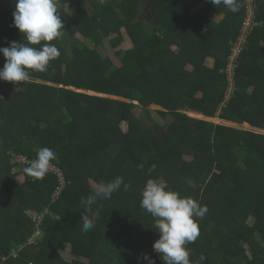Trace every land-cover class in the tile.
Segmentation results:
<instances>
[{
    "label": "trees",
    "instance_id": "1",
    "mask_svg": "<svg viewBox=\"0 0 264 264\" xmlns=\"http://www.w3.org/2000/svg\"><path fill=\"white\" fill-rule=\"evenodd\" d=\"M147 2L56 0L65 30L53 41L60 56L15 91L0 81V264H148L145 253L164 264L153 250L155 220L140 207L149 179L207 206L199 237L186 245L192 264H264V134L178 110L188 98L204 117L264 131V0H253L256 26L226 103V59L246 17L243 0L235 14L209 0ZM14 10L15 0H0V47L23 39ZM209 13L223 17L215 22ZM122 32L127 50L118 47ZM105 41L117 66L102 55ZM4 63L0 53V69ZM43 147L54 150L52 165L63 177L56 197V174L36 179L21 171L30 164L13 160L31 162ZM20 174L23 184L15 181ZM116 177L130 187L94 204L99 219L83 232L90 182ZM68 246L70 263L60 256Z\"/></svg>",
    "mask_w": 264,
    "mask_h": 264
},
{
    "label": "clouds",
    "instance_id": "2",
    "mask_svg": "<svg viewBox=\"0 0 264 264\" xmlns=\"http://www.w3.org/2000/svg\"><path fill=\"white\" fill-rule=\"evenodd\" d=\"M99 2L102 4L104 0ZM209 2L233 14L240 7L239 0ZM60 17L56 0H15L13 27L19 30L23 39L10 42L8 47H0V53L5 58L4 66L0 69V81L13 84L22 82L24 85L32 78V72L44 73L48 70L50 62L60 56L53 41H59L65 34ZM56 159L54 150L40 148L36 159L24 171L31 177L42 179ZM186 183L193 190L197 187L191 179L186 178ZM122 185L125 191L130 187L122 177L107 183L101 182L91 194L81 199L82 209L85 210L81 220L83 232L92 230L99 219L100 208L94 211L92 206L98 201L111 199L113 193L121 190ZM141 195L140 207L154 218V228L159 233V238L153 244L154 252L159 254L164 264H192L190 249L186 245L199 237L198 221L206 215L207 206H201L196 199L181 196L166 183L153 179L146 182ZM143 259L148 264H155L146 253Z\"/></svg>",
    "mask_w": 264,
    "mask_h": 264
},
{
    "label": "built area",
    "instance_id": "3",
    "mask_svg": "<svg viewBox=\"0 0 264 264\" xmlns=\"http://www.w3.org/2000/svg\"><path fill=\"white\" fill-rule=\"evenodd\" d=\"M243 5L246 7V17L243 20V23L240 27L238 38L236 42L234 43V45L232 46L230 53L226 59V69H225L226 75L225 76H226L227 88H226V93L224 96V103L228 102L229 99L231 98V95L233 94V91H234V78L233 77H234L235 70L238 65V59L242 52L243 46L247 41V37L252 32L253 27L256 26V23L254 21L253 0H243ZM13 160L19 165H24V166L29 165L31 163L28 161V159H26L23 156H14ZM48 173L56 174L58 179L61 182V186L57 188V190L55 191L53 195V197H56L58 196L63 186V177L61 173L58 171V169L54 167L53 165L50 167ZM32 218H33V221L37 224L41 220V217L35 218L32 216ZM38 235L39 233L36 232L35 235L31 237L30 242H33Z\"/></svg>",
    "mask_w": 264,
    "mask_h": 264
},
{
    "label": "rangeland",
    "instance_id": "4",
    "mask_svg": "<svg viewBox=\"0 0 264 264\" xmlns=\"http://www.w3.org/2000/svg\"><path fill=\"white\" fill-rule=\"evenodd\" d=\"M141 2H142L143 7H146V6L148 5L147 0H141ZM201 6H202V4H199V5H196V6L192 7V8L190 9V12L192 13V12H195V11L200 10V9H201ZM209 16H211V17L214 19L215 22L220 21V20L222 19V17H223V15H215L214 13H209ZM142 17H144V16H142ZM142 17H140V18L143 19ZM122 34H123V39H122V41L120 42V45H119L118 47H119V49H121V50H127L128 48H130L131 44H130L129 39H128L127 36L125 35V33L122 32ZM76 36H77V39H79V40L81 39V37H80L78 34H77ZM114 51H115V49L111 48V47L109 46V43H108L107 41H105V42H104V47H103V50H102V55L105 56V57H107L109 60H111V62H113L114 65L117 66V65H118V61H117V59H116V57H115V55H114ZM205 64H207L208 66H211L212 61H211L210 59H208V60H206ZM187 68H188L189 70L191 69L190 66H188ZM57 87H59V86H57ZM11 89H13V91H15V90L17 89V85H16V84L13 85L12 88H11V86H9V91H10ZM88 93L91 94V95H93V94L90 93V92H88ZM197 96L200 97L201 94L198 93ZM101 97H105V96H104V95H101ZM189 102H190V100H189L188 98H183L182 101L180 102V107L178 108V110L181 111V112L186 113V115L189 116V117H191V118H194V119H197V120H205L206 118H202V116H200L199 114H197L198 112L192 111V110H190V109L188 108V104H189ZM150 109H151V110H161L159 107H156V106H150ZM134 111H135V114H138V113L140 112V109H135ZM155 117H156V116H155ZM206 121H207V120H206ZM207 122H208V121H207ZM209 122H210V121H209ZM231 126H233V125H231ZM121 127H122L123 130H125V129H126V124H125V123H122V124H121ZM233 127H235V128H241V129L244 128V129H248V130L250 129V130L258 131V130L254 129V128L248 127L247 125H242V126H239V127H238V126H233ZM258 132H261V134H264L263 131H260V130H259ZM23 157H25V156H23ZM10 162L12 163V161H10ZM21 166H23V165H21ZM14 170H15V171H14ZM21 171H24V169L21 170ZM13 172H14V173L17 172V169L14 168V169H13ZM15 181H16L18 184H23V181H24V179H23V175H21V174L18 175V176L15 178ZM90 187H91L92 189L95 190L96 187H97V185H95L93 182H90ZM38 236H39V235H38ZM69 253H70V248H69V246H68V247L65 249V252L60 254V256L62 257V259H63L66 263H70L69 261L71 260V259H69V257H68ZM244 253H245L246 255L249 254V252H247V251H245Z\"/></svg>",
    "mask_w": 264,
    "mask_h": 264
},
{
    "label": "crops",
    "instance_id": "5",
    "mask_svg": "<svg viewBox=\"0 0 264 264\" xmlns=\"http://www.w3.org/2000/svg\"><path fill=\"white\" fill-rule=\"evenodd\" d=\"M202 7V6H201ZM196 12V11H195ZM208 59H210L211 61H212V64H211V66H208L207 64H205L207 67H209V68H211L212 66H213V64H214V60L212 59V58H207L206 60H208ZM206 60H205V62H206ZM196 97L197 98H200V97H198L197 95H196ZM181 112V111H180ZM181 113H184V112H181ZM184 114H186V113H184ZM197 114H199L200 116H202V118H206L205 120H203V121H210L211 123H214V124H218V125H222V126H228V127H232V128H235V127H233V126H238L239 127V125H237V124H235V123H231V122H228V121H224V120H219L218 118H208V117H204L202 114H200V113H197ZM231 125H233V126H231ZM243 125H247V124H243ZM248 126V125H247ZM249 127V126H248ZM236 129H241V128H236ZM243 130H248V129H244V128H242ZM250 130V129H249ZM256 130H258V129H256ZM252 131H254V132H256V133H261V132H258V131H255V130H252ZM261 131V130H260ZM264 132V131H263Z\"/></svg>",
    "mask_w": 264,
    "mask_h": 264
},
{
    "label": "water",
    "instance_id": "6",
    "mask_svg": "<svg viewBox=\"0 0 264 264\" xmlns=\"http://www.w3.org/2000/svg\"><path fill=\"white\" fill-rule=\"evenodd\" d=\"M54 86H56V87H57V86L61 87V86H60V85H58V84H55Z\"/></svg>",
    "mask_w": 264,
    "mask_h": 264
}]
</instances>
